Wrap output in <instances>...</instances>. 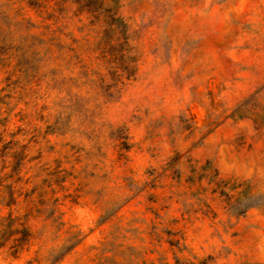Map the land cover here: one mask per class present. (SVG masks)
Segmentation results:
<instances>
[{"label": "rangeland", "instance_id": "374dc122", "mask_svg": "<svg viewBox=\"0 0 264 264\" xmlns=\"http://www.w3.org/2000/svg\"><path fill=\"white\" fill-rule=\"evenodd\" d=\"M0 264H264V0H0Z\"/></svg>", "mask_w": 264, "mask_h": 264}]
</instances>
